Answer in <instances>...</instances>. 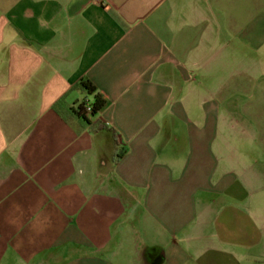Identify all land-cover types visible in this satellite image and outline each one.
<instances>
[{
    "label": "crops",
    "instance_id": "0c3cea01",
    "mask_svg": "<svg viewBox=\"0 0 264 264\" xmlns=\"http://www.w3.org/2000/svg\"><path fill=\"white\" fill-rule=\"evenodd\" d=\"M235 70L264 71V0H0V264H264V124L250 147L218 104ZM82 79L119 159L65 111Z\"/></svg>",
    "mask_w": 264,
    "mask_h": 264
},
{
    "label": "rangeland",
    "instance_id": "374dc122",
    "mask_svg": "<svg viewBox=\"0 0 264 264\" xmlns=\"http://www.w3.org/2000/svg\"><path fill=\"white\" fill-rule=\"evenodd\" d=\"M235 83L229 89V94L218 96L221 112L229 120L232 130L240 135L245 143L253 146L254 140L260 132V125L264 124V71L251 70L249 80L242 84L241 70H235ZM225 71H218L224 74ZM220 85L218 82L215 87ZM225 92V91H224ZM90 103V101H87ZM188 110L193 109L191 102H185ZM182 120V119H180ZM193 123L194 118H190ZM185 125L189 123L185 121Z\"/></svg>",
    "mask_w": 264,
    "mask_h": 264
},
{
    "label": "trees",
    "instance_id": "16d2710c",
    "mask_svg": "<svg viewBox=\"0 0 264 264\" xmlns=\"http://www.w3.org/2000/svg\"><path fill=\"white\" fill-rule=\"evenodd\" d=\"M75 88H79L83 91H86L89 94H95L93 102L89 103L92 106V110L89 114L86 113L85 106L88 102L87 100H83L76 108L75 107L66 108L65 111L76 114L81 120L83 125H89L94 130L99 131V130L106 129L110 131L114 138L115 159H119L124 154L125 150L118 146V142L116 141L115 132L112 129H108L105 125L101 124L99 121L92 123L89 117V116H95L104 107L107 101L106 98L104 97L102 93L97 91V88L95 87V85L87 79H82L81 81H79L75 85ZM54 107L58 112H62L63 99L59 100L55 104Z\"/></svg>",
    "mask_w": 264,
    "mask_h": 264
},
{
    "label": "built area",
    "instance_id": "2783aa9c",
    "mask_svg": "<svg viewBox=\"0 0 264 264\" xmlns=\"http://www.w3.org/2000/svg\"><path fill=\"white\" fill-rule=\"evenodd\" d=\"M85 110H86V113L89 114L92 110V106L89 103H87L85 106Z\"/></svg>",
    "mask_w": 264,
    "mask_h": 264
}]
</instances>
